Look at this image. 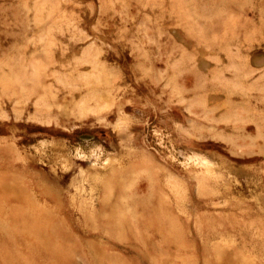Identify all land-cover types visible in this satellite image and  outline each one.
Returning <instances> with one entry per match:
<instances>
[{"label": "rangeland", "instance_id": "374dc122", "mask_svg": "<svg viewBox=\"0 0 264 264\" xmlns=\"http://www.w3.org/2000/svg\"><path fill=\"white\" fill-rule=\"evenodd\" d=\"M0 264H264V0H0Z\"/></svg>", "mask_w": 264, "mask_h": 264}, {"label": "bare ground", "instance_id": "6f19581e", "mask_svg": "<svg viewBox=\"0 0 264 264\" xmlns=\"http://www.w3.org/2000/svg\"><path fill=\"white\" fill-rule=\"evenodd\" d=\"M23 220H24V223H25V220L28 221V222H31L32 219H31L29 216H24V217H23ZM36 221H37V220H35V222H36ZM26 224H30V223H26ZM26 224H25V225H26ZM37 224L41 226L40 221H38ZM17 229H18V228H17ZM23 232H24L23 234L26 235V239H29V238H31V239H35V238H36V236H33V235H36V234H32V235H31V234H29L27 231H23ZM41 233H42V231L37 232V234H41ZM52 236H53V235L50 234V237H52ZM53 237H54V236H53Z\"/></svg>", "mask_w": 264, "mask_h": 264}]
</instances>
